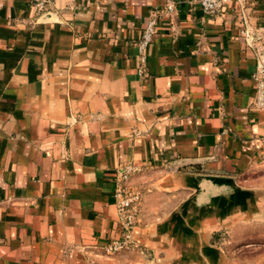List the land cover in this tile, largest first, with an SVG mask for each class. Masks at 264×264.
Segmentation results:
<instances>
[{"label": "crops", "instance_id": "obj_1", "mask_svg": "<svg viewBox=\"0 0 264 264\" xmlns=\"http://www.w3.org/2000/svg\"><path fill=\"white\" fill-rule=\"evenodd\" d=\"M259 62L264 0H226L215 17L193 0H54L45 17L0 0V264H180L205 227L227 228L232 184L264 168ZM128 164L142 169L141 250L111 256Z\"/></svg>", "mask_w": 264, "mask_h": 264}, {"label": "rangeland", "instance_id": "obj_2", "mask_svg": "<svg viewBox=\"0 0 264 264\" xmlns=\"http://www.w3.org/2000/svg\"><path fill=\"white\" fill-rule=\"evenodd\" d=\"M232 186L236 212L228 227L214 234L205 227L201 240L189 241L180 264H264V168L242 176ZM196 247L197 260L191 256Z\"/></svg>", "mask_w": 264, "mask_h": 264}, {"label": "built area", "instance_id": "obj_3", "mask_svg": "<svg viewBox=\"0 0 264 264\" xmlns=\"http://www.w3.org/2000/svg\"><path fill=\"white\" fill-rule=\"evenodd\" d=\"M35 14L39 17L52 12L54 0H30ZM198 3L204 13L215 17L222 13L226 0H193ZM166 11L172 13L173 6L169 4ZM161 10H154L148 18L144 28L143 35L139 42V60L141 66L138 70L140 76L145 77L146 51L156 37V27L159 18L162 17ZM255 84L254 105L257 109L264 110V63L259 62L253 73ZM261 146L264 148V138L261 140ZM141 167L135 165H124L117 168L114 188V203L116 207L117 220L121 228V236L108 242L103 251L107 255H120L128 252L141 250V244L136 238L135 230L142 223V213L144 204V190L132 185L134 176L141 173ZM88 264H100L96 260L90 259Z\"/></svg>", "mask_w": 264, "mask_h": 264}, {"label": "water", "instance_id": "obj_4", "mask_svg": "<svg viewBox=\"0 0 264 264\" xmlns=\"http://www.w3.org/2000/svg\"><path fill=\"white\" fill-rule=\"evenodd\" d=\"M49 14H47V15H45V16H48ZM45 16H43V17H45ZM208 182H206V184H205V186H204V188H201V190H202V197H205L206 196V194H207V192H208V188H210V183L209 184H207ZM206 201H208V200H205L204 202H206Z\"/></svg>", "mask_w": 264, "mask_h": 264}, {"label": "trees", "instance_id": "obj_5", "mask_svg": "<svg viewBox=\"0 0 264 264\" xmlns=\"http://www.w3.org/2000/svg\"><path fill=\"white\" fill-rule=\"evenodd\" d=\"M217 236H215V238H216ZM213 242L215 243V240H213Z\"/></svg>", "mask_w": 264, "mask_h": 264}]
</instances>
